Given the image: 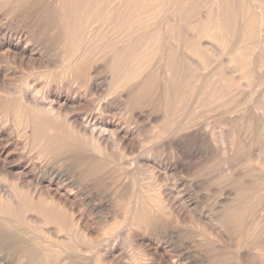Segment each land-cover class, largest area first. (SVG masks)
Masks as SVG:
<instances>
[{"label":"bare ground","instance_id":"obj_1","mask_svg":"<svg viewBox=\"0 0 264 264\" xmlns=\"http://www.w3.org/2000/svg\"><path fill=\"white\" fill-rule=\"evenodd\" d=\"M263 2L0 0V264H264Z\"/></svg>","mask_w":264,"mask_h":264},{"label":"rangeland","instance_id":"obj_2","mask_svg":"<svg viewBox=\"0 0 264 264\" xmlns=\"http://www.w3.org/2000/svg\"><path fill=\"white\" fill-rule=\"evenodd\" d=\"M260 1H264V0H260ZM264 3V2H263ZM263 3H261V5H263ZM262 8L264 9V5L262 6ZM1 21L4 23V20L3 19H1ZM263 55H264V52H263ZM14 66V65H13ZM12 68H14L16 71H18V72H27V69L24 67V68H18V67H12ZM18 69V70H17ZM26 70V71H25ZM257 90H258V93H257V95L256 94H254V93H250V94H247V93H245L244 94V96L241 98V99H237V100H239V102L241 103H243V104H241V107H246V114L248 115V114H250V113H252V112H254V106H256L257 104H262L263 102H264V99L262 98V94H263V91H264V88H257ZM249 93V92H248ZM247 95V96H246ZM52 99H54L55 101H56V98H55V96H52ZM263 99V100H262ZM251 101H253V102H251ZM255 103V104H254ZM243 105V106H242ZM245 105V106H244ZM250 105V106H249ZM55 107H57L56 105H55ZM64 114H67V116H72L73 115V117H79L80 116V112L78 111V110H76L75 109V107H73V105H71L70 104V102L68 103V105L65 107V108H63V111H62ZM69 113H70V115H69ZM207 120H208V122H210V123H212V125H213V127L214 128H216L215 129V131L217 132V131H222V130H224V129H226L227 128V126H226V124L225 123H223L224 122V120L223 119H221V118H223L221 115H218V114H216V113H209L208 114V116L207 117H205ZM216 118H217V120H216ZM147 122V121H146ZM143 123V122H142ZM145 123V122H144ZM146 124V123H145ZM151 124H154V122H151ZM220 125V126H219ZM218 126V127H217ZM149 128V127H148ZM219 131V132H220ZM255 137V136H254ZM263 138V139H262ZM255 142H252L251 144H253V145H251V146H249L248 147V151L250 150L251 151V149L252 148H250V147H253V152L251 151V153L254 155V157H256L255 155H257V153L259 154V152H260V154L262 155V156H264V136H262V137H260L259 136V138H257V137H255ZM258 139V140H257ZM255 143H256V145H255ZM260 145V146H259ZM255 146V147H254ZM263 146V147H262ZM254 149H258L256 152V154H254L255 153V151H254ZM263 151V152H262ZM260 156V155H259ZM137 163L138 164H140L139 163V160L137 161ZM67 166H69V167H67ZM65 167V169H63V174H68L69 176L71 175V174H73L72 172H75V169H74V167H71L70 165H65L64 166ZM71 167V168H70ZM70 168V169H69ZM67 169V170H66ZM69 169V170H68ZM72 170V171H71ZM68 171H69V173H68ZM65 172V173H64ZM177 178H180L178 175L176 176ZM190 178V177H189ZM13 180V181H12ZM10 181H12V182H14V183H16L17 181H16V177H12V179H10ZM90 183H92V182H90ZM96 183H94V184H92L93 186H94V188L92 187V189H91V187H88V192H91L92 194H93V197L91 198V199H86L85 200V202H83L84 200L83 199H81V200H78L77 201V207H78V209L79 210H84V209H86L87 208V205H90L89 207H88V210H89V208H90V210H91V213H90V211L88 212V214L86 213V215L87 216H89V217H87V219L89 218V220H90V222H100L101 221V219H102V217L105 215V217L109 214L104 208H103V205L105 204V205H107V203H109V204H111L112 203V201L113 200H115V198H113V197H115V196H112L113 195V193L111 192V191H107L108 193H106V196H105V193H103V188H102V192L100 191L101 189V187H99L98 186V184L97 185H95ZM97 187V189L99 188V192L102 194L103 193V196L102 195H100L99 194V192L97 193V195L96 196H94L95 194H96V190H94L95 188ZM90 188V189H89ZM86 190V191H87ZM90 190V191H89ZM92 190H94L93 192H92ZM85 191V190H84ZM83 191V193L85 194V192ZM106 190H104V192H105ZM87 192V193H88ZM111 193H112V195H111ZM96 198H98V199H96ZM101 199L103 200V201H101ZM111 199V200H110ZM97 200V201H96ZM98 200H100V201H98ZM89 203V204H86V203ZM91 202V203H90ZM95 202H96V204H95ZM100 202H102V204L100 203ZM103 202H104V204H103ZM97 203H99V204H97ZM95 206H94V205ZM108 204V205H109ZM82 205H84V206H82ZM94 206V207H92V206ZM98 206H100V207H98ZM103 208V209H102ZM95 210L96 212H94L93 210ZM82 210V211H83ZM98 210V211H97ZM87 211V210H86ZM93 211V212H92ZM93 213V214H92ZM108 213V214H107ZM115 213V215L117 214V212H114ZM114 213H112V214H110V215H108L107 217H108V219H110V221L109 222H111L112 221V218H111V216H113V217H115L114 216ZM118 216H116L118 219H120V216L119 215H121V214H119V212H118V214H117ZM101 216V217H100ZM110 216V217H109ZM105 217H103L104 219H105ZM101 218V219H100ZM5 248V247H4ZM7 250V249H6ZM5 249L3 250L4 251V253H8L7 251H6ZM6 255H8V254H6ZM10 255V254H9ZM15 256V257H14ZM16 255L14 254V253H12L8 258H9V260L13 263H16V260H18V259H16ZM205 262H208V261H205ZM204 264H207V263H204Z\"/></svg>","mask_w":264,"mask_h":264}]
</instances>
